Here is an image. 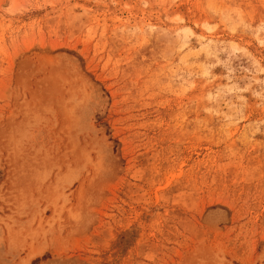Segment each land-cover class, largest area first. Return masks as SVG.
<instances>
[{
	"label": "rangeland",
	"instance_id": "obj_1",
	"mask_svg": "<svg viewBox=\"0 0 264 264\" xmlns=\"http://www.w3.org/2000/svg\"><path fill=\"white\" fill-rule=\"evenodd\" d=\"M0 264H264V0H0Z\"/></svg>",
	"mask_w": 264,
	"mask_h": 264
}]
</instances>
